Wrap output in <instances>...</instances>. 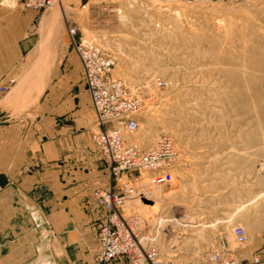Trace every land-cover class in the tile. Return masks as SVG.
I'll use <instances>...</instances> for the list:
<instances>
[{"label": "rangeland", "instance_id": "374dc122", "mask_svg": "<svg viewBox=\"0 0 264 264\" xmlns=\"http://www.w3.org/2000/svg\"><path fill=\"white\" fill-rule=\"evenodd\" d=\"M35 15L24 35L39 43L7 75L14 84L1 96L16 99L5 107L30 120L50 93L56 107L74 91L63 63L75 28L139 100L126 139L147 150L168 137L176 153L171 185L137 183L143 196L126 215L150 221L162 264L202 262L219 241L237 256L246 242L236 245L232 228L247 239L264 229V0H57Z\"/></svg>", "mask_w": 264, "mask_h": 264}, {"label": "crops", "instance_id": "0c3cea01", "mask_svg": "<svg viewBox=\"0 0 264 264\" xmlns=\"http://www.w3.org/2000/svg\"><path fill=\"white\" fill-rule=\"evenodd\" d=\"M2 1L0 80L39 43L38 37L24 35L35 26L38 12L10 8ZM38 19L47 21L49 16ZM71 52L63 70L74 91L62 94L56 107L47 106V100L56 99L50 93L27 120L5 107L6 101L16 99L15 93H0V264H96L103 214L93 205V191L106 189L110 178L107 163L90 140L98 127L80 62ZM257 252H264L263 228L247 239L237 257L242 264H253Z\"/></svg>", "mask_w": 264, "mask_h": 264}, {"label": "built area", "instance_id": "2783aa9c", "mask_svg": "<svg viewBox=\"0 0 264 264\" xmlns=\"http://www.w3.org/2000/svg\"><path fill=\"white\" fill-rule=\"evenodd\" d=\"M25 11H42L57 0H6ZM71 47L76 54L88 93L95 123L98 129L90 134V140L101 158L107 163L110 178L106 189L93 192L96 208L103 215L97 233L96 264L125 262L124 264H162L154 244L156 232L149 230V220L137 215H126L125 203L138 199L143 193L136 184L146 181L149 187H169L176 153L172 141L161 137L149 149L142 150L129 142L122 131L132 133L137 123L132 115L139 107L124 84L111 76L114 62L102 49L86 41L75 40L76 29H68ZM13 77L0 80V93L14 84ZM117 125L119 127H115ZM264 172V163L259 167ZM236 245H244L247 239L242 226L232 228ZM253 264H264V252L252 257ZM195 264H242L234 251L224 241H219L202 262Z\"/></svg>", "mask_w": 264, "mask_h": 264}]
</instances>
